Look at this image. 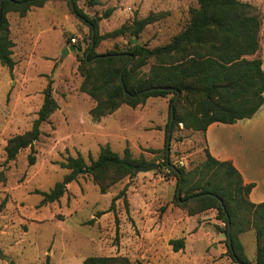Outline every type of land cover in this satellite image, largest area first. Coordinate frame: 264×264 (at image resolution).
<instances>
[{"label": "rangeland", "instance_id": "obj_1", "mask_svg": "<svg viewBox=\"0 0 264 264\" xmlns=\"http://www.w3.org/2000/svg\"><path fill=\"white\" fill-rule=\"evenodd\" d=\"M95 1L91 5V0H81L78 5L90 18L113 10L110 18L99 22L101 36L131 25L135 17L157 16L135 38V44L151 49L169 43L189 23L190 10L198 7L196 0ZM240 1L261 12L260 49L255 58L262 61L264 70V0ZM7 18L17 66L11 74L0 64V206L6 201L0 214V264H46L48 258L50 264H83L88 257L113 256L126 257L131 264H235L228 256L225 224L217 219L218 211L189 216L187 208L175 202L178 181L169 167L184 169L198 181L203 176L207 142L203 132L179 125L172 132L167 158L164 150L173 97L149 98L137 108L123 105L95 122L89 109L90 102L94 107L96 103L80 91L83 78L78 72V56L84 57L91 45L90 27L64 0H49L24 18L13 12ZM72 37L81 49L64 56ZM132 40L130 34L104 39L95 52L127 50ZM51 81L60 111L41 127L42 135L35 143L36 163H29L30 148L7 162L8 140L32 129L43 91ZM104 145L122 156L129 147L134 158L161 167L128 177L106 194L92 176L84 174L67 186L61 200L42 204V193H49L70 173L61 163L78 155L89 163ZM214 171L209 172L211 176ZM182 238L185 249L175 252L170 242ZM241 241L248 259L255 262V231L243 233Z\"/></svg>", "mask_w": 264, "mask_h": 264}, {"label": "trees", "instance_id": "obj_2", "mask_svg": "<svg viewBox=\"0 0 264 264\" xmlns=\"http://www.w3.org/2000/svg\"><path fill=\"white\" fill-rule=\"evenodd\" d=\"M47 1L0 0V64L11 74L16 67L13 58L15 43L11 38L7 14L18 13L24 18L32 8H43ZM64 1L70 6L69 0ZM80 1L72 0V11L91 31L94 28L96 33L95 46L88 57L86 55L91 45L84 57L78 56V72L83 78L80 91L96 103L90 112L95 122L114 114L123 105L137 108L149 98H166L171 95L173 98L170 102L167 134L172 116V132L183 124L187 130L205 133L214 123L235 124L252 119L263 107V63L259 58L248 59L260 49L262 15L256 6L240 0H196L198 7L190 10L191 18L186 27L166 45L151 49L135 44V38H139L148 25L156 22L157 16L150 14L141 20L135 17L131 25H123L101 36L99 22L110 18L113 10H107L100 18H90L79 7ZM90 3L97 4L95 0ZM126 34L133 37L131 47L127 50L116 49L103 54L95 52L102 40ZM98 56L101 57L96 60ZM132 56L133 62L126 68ZM146 67H149L147 72L144 71ZM52 83L43 91V104L32 129L8 140L5 148L7 162L16 160L21 151L30 148L29 163H36L35 143L42 135L41 127L59 109ZM178 92L180 97L172 115L171 108ZM167 138L168 135L165 153ZM205 153L206 163L200 172L203 176L198 181H194L192 175L184 169L169 167L177 177V192L180 190L181 195H184L179 199L176 194V204L187 208L189 216L216 209L217 219L225 224L222 232L226 235L228 256L232 261L235 264H264V202H250L249 195L254 185L245 184L231 162L215 159L208 148ZM145 164L133 157L129 147L122 156L110 145L102 146L97 159H90L89 163L82 155L68 157L66 162L61 163V167L70 173L49 193H42V204L61 200L68 191L67 186L84 174L92 176L101 193L106 194L124 179L132 178L136 167ZM212 170H215L213 176L209 173ZM121 195H125V192L113 200L112 208ZM196 196L200 197L188 201ZM5 204L6 201L0 206V214ZM252 229L257 241L255 262L248 259L241 241V235ZM170 245L175 252H179L185 249V240H172ZM46 264H50L49 258ZM83 264L131 262L121 256L88 257Z\"/></svg>", "mask_w": 264, "mask_h": 264}, {"label": "crops", "instance_id": "obj_3", "mask_svg": "<svg viewBox=\"0 0 264 264\" xmlns=\"http://www.w3.org/2000/svg\"><path fill=\"white\" fill-rule=\"evenodd\" d=\"M248 59H255V55ZM58 104L59 109L55 113L60 111V103ZM90 106L91 112L94 104L90 102ZM137 127L140 128L141 125ZM142 128L145 132V127ZM204 135L210 154L219 161L231 162L241 174L244 183L254 185L249 195L250 202L263 203L264 105L252 119L242 120L235 124L214 123L208 127Z\"/></svg>", "mask_w": 264, "mask_h": 264}, {"label": "water", "instance_id": "obj_4", "mask_svg": "<svg viewBox=\"0 0 264 264\" xmlns=\"http://www.w3.org/2000/svg\"><path fill=\"white\" fill-rule=\"evenodd\" d=\"M69 2H70L71 9L74 11V6H73V3H72V0H69ZM74 14L77 15V13H74ZM91 32H92L91 46H90V49L87 52V55H86L87 57L91 53L92 49L95 46V35H96L95 29L92 28V31ZM76 51H78V52L80 51V50L77 49L76 46H66L64 48V56H67L70 52H76ZM100 57L101 56H98L96 58V60L99 59ZM133 59H134V57L132 56L131 57V60L127 64L126 68L131 65V63L133 62ZM158 89L161 90V88H158ZM165 90H167V89H165ZM179 97H180V92H178L177 97L175 98V100L173 102V105H172V108H171V114L172 115L174 114V107H175V104L177 103ZM173 121H174V118L172 116V118H171V125H170V128H169L168 134H167L168 135V138H167V158L169 157L170 148H171V136H172V125H173ZM159 169H160V165L159 164L142 165V166L136 167L135 174L148 173V172H152V171H157ZM177 197L179 199H181V192H180V190H178V192H177ZM198 197H200V196L192 197L188 201H193L194 199H196ZM230 230H231V228H230ZM231 243H232V241H231V238H230L229 239V244H231Z\"/></svg>", "mask_w": 264, "mask_h": 264}, {"label": "built area", "instance_id": "obj_5", "mask_svg": "<svg viewBox=\"0 0 264 264\" xmlns=\"http://www.w3.org/2000/svg\"><path fill=\"white\" fill-rule=\"evenodd\" d=\"M78 43V39L77 38H72L71 40V44L72 45H76ZM182 126V124H180Z\"/></svg>", "mask_w": 264, "mask_h": 264}]
</instances>
